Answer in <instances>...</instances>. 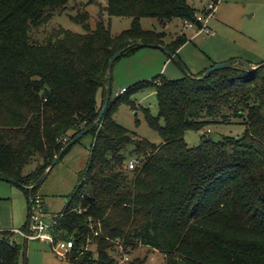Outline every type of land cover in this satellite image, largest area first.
<instances>
[{"label": "trees", "instance_id": "trees-1", "mask_svg": "<svg viewBox=\"0 0 264 264\" xmlns=\"http://www.w3.org/2000/svg\"><path fill=\"white\" fill-rule=\"evenodd\" d=\"M69 3L0 0V177L23 188L29 202L55 158L91 127L87 167L54 227L57 238L75 240L74 258L93 240L97 258L88 251L75 264H114L117 240L132 251H158L167 264H264V62L257 69L232 65L202 80L160 75L137 83L111 95L96 125L119 58L147 45L178 57L189 42L183 34L166 44L164 33L144 30L141 20L195 21L198 11L188 0H108L101 10L109 18L132 19L118 37L103 17L91 28L85 12L70 17L83 34L59 29L34 40L32 32ZM148 89L159 113L142 110L160 145L137 139L114 119L122 104L135 110L130 96ZM234 120L245 126L241 137L211 138L212 124ZM188 132L202 133L198 146L187 144ZM129 145L143 157L133 171L126 169ZM36 160L37 168L24 175ZM91 222L100 223L99 236ZM13 234L0 231V264H21L25 257Z\"/></svg>", "mask_w": 264, "mask_h": 264}, {"label": "rangeland", "instance_id": "rangeland-1", "mask_svg": "<svg viewBox=\"0 0 264 264\" xmlns=\"http://www.w3.org/2000/svg\"><path fill=\"white\" fill-rule=\"evenodd\" d=\"M107 1L70 0L66 11H56L48 24L32 32V38L43 41L59 29L83 34V26L70 17L85 12L90 15L87 22L91 28H95L98 20L103 17L105 23L110 25L112 37L116 38L131 27L132 19L109 18L106 12L101 10L107 6ZM209 1L211 0H188L195 8H202L204 5L207 7ZM141 25L144 30L164 33L166 44H170L184 32L180 20L163 23L156 19L144 18ZM212 27L214 36L209 37L192 39L191 32H185L189 42L177 53L180 62L157 48H141L119 58L111 71L112 97L121 95L123 89L151 81L160 75L173 80L187 75L198 76L205 70L222 64L215 62H221L223 55L225 58H232L233 62H242L245 66H260L264 62V0H220ZM130 97L136 103L135 110L127 104H122L114 113V119L137 139H144L154 145L162 144L161 136L149 126L142 110L147 108L153 116L158 115L159 107L154 91L148 89ZM208 129L213 140H220L223 136L241 137L245 133V126L237 120L230 124H212ZM201 135L202 133L188 132L185 141L191 147L198 146ZM92 144L91 134L83 136L39 184L36 193L43 197L52 219L65 211L66 200L78 186L80 175L87 167ZM133 151V145H129L125 150L128 162L143 158ZM39 163L36 160L26 167L24 175L35 170ZM28 217L29 202L24 189L14 182L0 180V231L23 230L28 223ZM12 238L26 253L25 261L23 259L21 264H67L54 254L46 242L26 241L16 234H13ZM90 249L95 254L96 249ZM131 255L133 259H140L142 264H167L164 254L150 248L138 246Z\"/></svg>", "mask_w": 264, "mask_h": 264}, {"label": "built area", "instance_id": "built-area-1", "mask_svg": "<svg viewBox=\"0 0 264 264\" xmlns=\"http://www.w3.org/2000/svg\"><path fill=\"white\" fill-rule=\"evenodd\" d=\"M219 1L220 0H211L203 11L196 14L195 21H181L184 30L183 34H185L186 31L192 32V39L200 36H214L209 24L215 17ZM125 90L126 89H123L121 92L123 93ZM141 164L142 160L138 159L136 161L128 162L126 168L128 171H133ZM32 187L33 186L30 185L27 188L32 191ZM79 212H81V210H79ZM57 219L58 217L52 219L47 212L43 197L36 192L34 194L31 193L29 198V217L27 227L25 230H17L13 233L23 237L26 241L46 242L51 246L52 251L59 259L65 261L67 264H75L84 253L91 251L90 248L94 246L92 245L93 240L88 239L86 247L83 248L81 252H77V256L74 258L75 240L73 238H57L54 234V227L57 223ZM95 227L100 229V223L98 222L96 225V223L91 222L90 227L93 234L99 236L100 232L96 231ZM113 243L115 247L111 254L115 259L114 264H130L133 260L131 255L132 248L125 247L119 240ZM95 258H97L96 255Z\"/></svg>", "mask_w": 264, "mask_h": 264}, {"label": "water", "instance_id": "water-1", "mask_svg": "<svg viewBox=\"0 0 264 264\" xmlns=\"http://www.w3.org/2000/svg\"><path fill=\"white\" fill-rule=\"evenodd\" d=\"M148 48H152V47H155L157 49H160L166 53L169 54V56L176 60L177 62H180L178 57L176 55H174L173 53H171L170 51H168L165 47H162V46H153V45H147ZM121 55V53H118L117 55H115L111 60H110V69L112 68V65L114 63V61ZM234 63L231 61V62H227V63H222V64H218V65H215L214 67L208 69L206 71V73L204 74L203 77L201 78H194L192 77L193 79H196V80H202L204 78H206L208 75H210L211 73L217 71V70H221V69H224V68H228V67H231ZM248 68L250 69H257L258 67H251V66H247ZM111 83V80L109 81V84ZM110 97H111V91H110V87H109V93H108V96L106 98V101H105V104H104V107L99 115V118L96 122V125L100 124L107 109H108V105H109V101H110ZM91 130V127L89 128H86L84 129L77 137H75L65 148L64 150L55 158V160L52 162L50 168L47 170V172L41 177L40 181H43L47 176H48V173L53 169V167L59 162V160L63 157V155L73 146L75 145L83 136H85L87 133H89V131ZM0 180H4V181H10V182H13L7 178H3V177H0ZM15 183V182H14ZM35 188V186H33L31 188V190H33Z\"/></svg>", "mask_w": 264, "mask_h": 264}, {"label": "crops", "instance_id": "crops-1", "mask_svg": "<svg viewBox=\"0 0 264 264\" xmlns=\"http://www.w3.org/2000/svg\"><path fill=\"white\" fill-rule=\"evenodd\" d=\"M210 2V1H209ZM195 8V7H194ZM206 8V5H204L202 8H195L198 12H201V11H203L204 9ZM217 13V12H216ZM214 20H216V14H215V17L210 21V28L212 29L213 27H212V22L214 21ZM213 30V29H212ZM190 36H193V34H192V32H191V35ZM164 52V51H163ZM223 58H221L222 60H221V62H215V64H217V63H225V62H227V61H232L233 62V59L232 58H225L224 57V55L222 56ZM235 64V66L236 67H242V66H245V64H243L242 62H234ZM214 64V65H215ZM249 66H251V67H253V68H255V67H258L257 66V64H250ZM43 201H44V199H43ZM44 204H45V202H44ZM45 206H46V204H45ZM46 210H47V206H46Z\"/></svg>", "mask_w": 264, "mask_h": 264}]
</instances>
